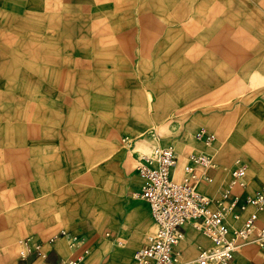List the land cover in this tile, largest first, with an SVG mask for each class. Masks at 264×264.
<instances>
[{"label": "rangeland", "instance_id": "1", "mask_svg": "<svg viewBox=\"0 0 264 264\" xmlns=\"http://www.w3.org/2000/svg\"><path fill=\"white\" fill-rule=\"evenodd\" d=\"M261 1L0 0V135L8 134L10 150L22 144L23 137L26 188L23 222L10 217L7 228L14 240L6 264H16L21 239L48 242L62 230L69 237L89 236L91 253L94 244H106L95 264L112 254L120 238L111 227L82 231L91 217L89 206L81 213L85 194L93 187L91 168L101 161L88 158L95 144H104V152L110 149L108 157L114 151L124 155L120 170L129 181L121 186L120 196L127 201L137 186L133 155L149 152L160 138L177 143L172 139L182 140L188 125L194 134L205 129L215 135L216 168L232 170L239 160L247 167L246 177L264 184V7L255 13L245 6ZM150 17L160 26L150 31L156 43L164 45L159 55L185 44L186 53L198 45L225 58L223 48L229 44V50L232 44L234 58L247 51L248 64L242 71L238 59L233 60V72L224 81V73L208 74L205 68L211 63L199 58L195 62L185 58L184 63L183 58H151L146 47L152 38L146 39L141 29V22L154 23ZM205 34L222 49L214 52L210 42L202 41ZM148 80L160 94L154 97H163L165 108L155 111L154 124L146 128L153 127L155 134L137 130L124 116L128 103L141 101L136 90L146 91ZM199 82L201 90L209 86L201 96L211 100L197 104L189 93L178 102L179 92L191 91ZM228 84L232 92L221 95ZM172 123L178 125L176 132ZM233 133L238 134L231 141L235 147L223 154ZM127 136L129 141L137 138L135 151L128 148L134 141L123 143ZM49 146L55 150L49 151ZM181 148L185 155L202 152L190 145ZM16 201L10 199L9 215L20 208ZM154 229L150 220L140 245ZM5 230L0 224V234ZM43 250L46 254L44 246ZM259 256L258 264H264V255Z\"/></svg>", "mask_w": 264, "mask_h": 264}, {"label": "crops", "instance_id": "2", "mask_svg": "<svg viewBox=\"0 0 264 264\" xmlns=\"http://www.w3.org/2000/svg\"><path fill=\"white\" fill-rule=\"evenodd\" d=\"M245 6L248 7L249 10L252 9L255 13H258L260 8L264 7V1L259 2L255 6L249 5L246 2ZM149 19L153 20L152 17H150ZM141 25H142L141 29H143L146 32V34H144L146 35V39L152 38V44L146 47L147 50H151L152 52L150 55L151 58H183L182 59L183 63L185 61V58H187V61L189 62H195L197 58H199V60L201 59L203 62L211 63V66L209 64L208 67L205 68L209 70L208 74H210L211 71H215V72L218 71L221 72V74L224 73L225 74L224 75L225 78L223 79L224 81H226L227 79V73L233 72L234 69L233 60L238 59V61L241 63L242 71H243V64H248L249 57L247 56V51L245 50V53H243L242 51L240 58H234L232 44L229 50H227L228 49L227 46L229 44H227L226 47L224 46L223 52L226 53L225 58H218L217 52L215 56H212L210 55V53L206 52V50H203L198 45L194 46L191 51L186 53L184 49L185 44L183 45L179 44L178 49L176 51H174V47H172L170 51L166 52L164 55H159L160 52L159 48L160 46L164 48V45H162L160 42L156 43V38H155L156 36H154V34H151L150 32L155 29L159 30L160 28L159 23L154 21V23L148 22L144 24L141 22ZM129 27L132 30L134 29V27L130 24V22L128 24V28ZM247 37H249V33ZM131 41L132 40H130V42ZM202 41L206 43L210 42L214 47V52L218 48L222 49L221 48L222 45L220 46V43H217V41L215 45L213 44V42H211L212 40H210L208 34H205L202 37ZM229 41L230 40H228V42ZM133 42H131L130 44L131 47L134 45ZM256 58H262V57L256 56ZM212 63H214V66L212 65ZM245 71H247L246 68ZM202 82L206 83V80H203ZM181 84L183 86V83ZM207 87L209 86L206 85V88ZM155 88L156 87L154 86V84L151 82L149 83L148 80L145 85L146 91H144L143 89L136 90L137 94L139 95V99L141 101L130 102L124 109L125 119L128 122H130L139 131H145L147 127H150L154 124V118L157 115L155 112L156 110L157 111L165 110V108L161 106L163 104V97L162 99L160 96L154 97L156 94H159V92L156 90L157 88L156 89ZM206 88L201 90V82H199L197 85L193 86V90L188 92L185 91L179 92L178 102H184L186 94L188 95L189 93H192V95L195 97L194 101L197 104L202 103L208 99L211 100V96H205V97L201 96V91L203 92L205 90H209L208 88L207 89ZM222 89H224V91L221 92L222 94L219 92V94L227 95L228 93L232 92V84L225 85ZM148 93H150V95H152L153 97L149 98ZM261 93L264 94V91H262ZM217 94L218 92H216L214 96H216ZM220 123L222 124V120H220ZM171 130L174 132L178 130L177 123H172ZM150 132L152 133L154 132L153 127L146 130L145 134L146 133L150 134ZM198 132H195L194 134V129L192 128V125H188L186 133L183 136L182 140L172 139L177 142L174 143L171 140L168 141L165 140L164 138H160L159 144H156V146L157 145L174 146L181 162H184L191 153H203V154L205 153L207 155H211L215 159L216 156L215 152L217 145L214 142L207 144L199 140L196 137V134ZM156 136H158V134ZM125 138L131 140L130 137L128 136L124 137L123 139ZM230 138H231L230 143L224 149L223 154H225L228 151H232L234 149L235 145H233L234 143H232L231 141L232 140L234 141L236 138H238V134L233 133L230 136ZM136 139L137 138L132 139V141H128L127 143H131ZM136 142L137 141H134L131 145H129L128 148L130 151L136 149ZM20 143L22 144L17 145L16 149L10 150L8 134L4 133L0 135V198H1L0 224L2 225V228L4 227V225L6 228V230L0 234V264L8 263V247L10 243H12L14 240L12 237H10L9 229L7 230V228L9 227L10 219L16 216L18 223L23 222V202H24V192L26 189L25 167H24L25 150L23 145L24 144L23 137ZM183 145L184 147L188 145L193 146L194 149H199L202 152L193 151L185 155V153L182 151L181 148L183 147ZM102 146L105 147V145L102 143L98 145L95 144L94 151L87 154L88 158H91L92 156H96L95 158H98L97 162H99L100 160L101 161L97 163L93 168H91V178L93 181V187L92 189H89L86 192L83 203L84 208L82 207L81 209L83 210L81 213H83L84 209L86 211L87 208L86 206H89V208H91V217L88 220V222L85 223L84 226L82 227V231L92 233L94 227L100 228L102 225L111 227L114 234L118 235L120 240L116 244L114 250L112 251V254H110L109 258L102 264H135V259L134 261L132 259L134 249L138 247V245H140V238L147 230L150 220L153 225L150 207L146 202L137 198L135 195L140 190V186H141V181L137 175L136 167H135V173L137 177V186L132 192L133 194L131 198L132 200L130 199V201H127L128 199H124L125 198L124 196L123 197L120 196L121 186L127 184L129 181L127 177H124L122 175V172L120 170V164L124 160V155L121 153V151H114L113 154L110 157H108L110 149H108L107 152L105 151L106 154L103 155L105 152L102 150ZM108 147L110 148V146ZM48 150L52 151L55 150V148L53 146H49ZM151 150H149V152ZM214 150L215 152H213ZM140 153H148V152L143 151V152L135 153L133 155L135 166H136V157ZM91 159L94 160V157H92ZM238 163L239 160L236 161L235 166ZM230 172L231 169L225 166L224 168L221 169L216 168L214 170H210L209 175L213 177L212 183L199 182L198 183L199 191L209 196H214L220 193L221 190L224 188V186H226L227 182L230 180ZM244 181L246 185L244 186L243 189H238V188L235 189V191L241 193L243 197L252 195L256 191L264 187V184L261 185L263 182L259 183L258 181L253 180L252 178L250 179L249 176L246 177ZM259 186H260L259 189L254 190V188H257ZM10 191H11V198H10ZM13 198L17 200L16 202L18 204V207L20 206V208H18L16 212H13L12 215H9V207L12 204L10 203V199ZM120 199H123L124 202H122V200L120 202ZM125 201L127 202L125 203ZM66 211L67 213L65 214V220L68 221V210ZM249 212L250 210L243 213L241 219L236 222L237 226H240L243 223L245 218L248 216ZM73 217H70L71 221L75 220V218ZM258 225L259 226L264 225V211L259 212ZM233 227L235 228V226ZM74 229L77 230L78 227H74ZM185 229H186V238L183 242H181L178 248L182 251L185 260H193L197 256L198 248L210 247L211 241L191 224L187 225ZM74 235L86 236L89 239L90 253L86 255V257L81 262V264H95L97 262V259L105 251L106 244L105 243L94 244L93 251L91 253L92 241L90 237L85 234H74ZM146 238L144 239L143 243L139 246V248L135 251V253L143 246V244L146 241ZM34 240L43 244L48 256L47 258H45L46 260L42 261L41 257L32 254L25 262V264H63L62 261L66 260L73 254L72 250L71 252L69 251L67 240L63 238L57 239L54 243H50L49 240L48 242L47 241L44 242L39 239H34ZM246 247L245 248L243 247L242 248L243 250H240V252L236 254L237 257L235 256L234 258V264H258V262L261 261L259 252L262 253L263 255L264 253L260 250V248L256 244H250L249 246ZM16 264H18V254L16 256Z\"/></svg>", "mask_w": 264, "mask_h": 264}, {"label": "built area", "instance_id": "3", "mask_svg": "<svg viewBox=\"0 0 264 264\" xmlns=\"http://www.w3.org/2000/svg\"><path fill=\"white\" fill-rule=\"evenodd\" d=\"M196 137L207 144L215 140V135L205 129ZM135 167L141 181L135 195L149 205L155 227L135 253L136 264H232L236 254L248 244H256L264 253V225H258L259 212L264 211V187L247 197L235 191L246 185L247 167L243 163L232 169L228 186L214 196L198 189L199 182L213 181L209 171L216 169V164L211 155L191 153L181 162L174 146L157 145L148 153L138 154ZM249 210L237 226L236 222ZM189 224L211 241L210 247L198 248L193 260H185L178 248L186 238L185 228ZM65 237L69 235L62 230L49 242ZM69 238L73 254L62 262L81 264L90 253L89 239L80 235ZM32 254L48 256L42 243L30 237L21 239L18 264H25Z\"/></svg>", "mask_w": 264, "mask_h": 264}, {"label": "bare ground", "instance_id": "4", "mask_svg": "<svg viewBox=\"0 0 264 264\" xmlns=\"http://www.w3.org/2000/svg\"><path fill=\"white\" fill-rule=\"evenodd\" d=\"M216 167H217V164H216ZM231 171H232V170H231ZM230 177H231V172H230ZM228 184H229V181L227 182V184H226L225 187H227ZM225 187H224V188H225ZM233 229H234V227H231V232H233ZM63 239L67 240V242H68V248H69V251L71 252L70 242H69V237H65V238H63ZM134 259H135V256H134ZM135 264H136V263H135ZM232 264H234V260H233V263H232Z\"/></svg>", "mask_w": 264, "mask_h": 264}]
</instances>
